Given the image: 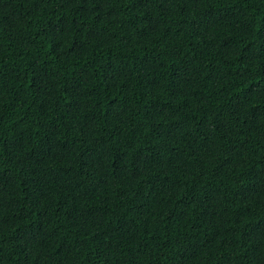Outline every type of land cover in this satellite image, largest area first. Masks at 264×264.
<instances>
[{"label":"trees","instance_id":"trees-1","mask_svg":"<svg viewBox=\"0 0 264 264\" xmlns=\"http://www.w3.org/2000/svg\"><path fill=\"white\" fill-rule=\"evenodd\" d=\"M0 264H264V0H0Z\"/></svg>","mask_w":264,"mask_h":264}]
</instances>
